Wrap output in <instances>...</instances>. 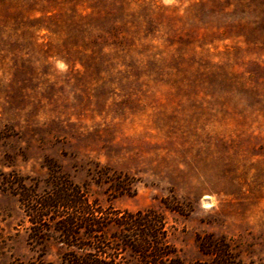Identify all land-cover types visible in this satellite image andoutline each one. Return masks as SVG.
Segmentation results:
<instances>
[{"label": "rangeland", "instance_id": "1", "mask_svg": "<svg viewBox=\"0 0 264 264\" xmlns=\"http://www.w3.org/2000/svg\"><path fill=\"white\" fill-rule=\"evenodd\" d=\"M48 163L184 262L209 234L264 264V0H0V175ZM27 226L0 186V264H64Z\"/></svg>", "mask_w": 264, "mask_h": 264}, {"label": "trees", "instance_id": "2", "mask_svg": "<svg viewBox=\"0 0 264 264\" xmlns=\"http://www.w3.org/2000/svg\"><path fill=\"white\" fill-rule=\"evenodd\" d=\"M45 186L14 171L0 175V186L16 196L27 226V240L41 245L52 237L63 251L64 264H247L232 253L226 239L197 237L206 261L184 262L166 240V222L153 209L129 211L102 207L84 186L51 163ZM166 207L169 206L166 200ZM10 264H50L41 258Z\"/></svg>", "mask_w": 264, "mask_h": 264}]
</instances>
